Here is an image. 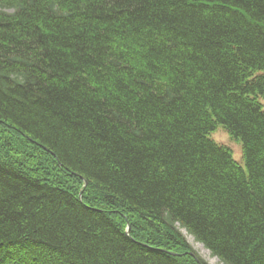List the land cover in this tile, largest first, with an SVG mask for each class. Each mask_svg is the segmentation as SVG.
<instances>
[{
    "label": "trees",
    "instance_id": "obj_1",
    "mask_svg": "<svg viewBox=\"0 0 264 264\" xmlns=\"http://www.w3.org/2000/svg\"><path fill=\"white\" fill-rule=\"evenodd\" d=\"M263 101L264 0H0V264H264Z\"/></svg>",
    "mask_w": 264,
    "mask_h": 264
},
{
    "label": "rangeland",
    "instance_id": "obj_2",
    "mask_svg": "<svg viewBox=\"0 0 264 264\" xmlns=\"http://www.w3.org/2000/svg\"><path fill=\"white\" fill-rule=\"evenodd\" d=\"M211 138L214 139L217 144L227 147L232 153L234 160L246 169L244 149L239 139L233 138L223 127H219L211 134ZM181 233L193 247L197 256H200L207 264H222L217 257L212 256L211 252L206 249L203 244L197 242L194 236L190 235L186 229H182Z\"/></svg>",
    "mask_w": 264,
    "mask_h": 264
},
{
    "label": "bare ground",
    "instance_id": "obj_3",
    "mask_svg": "<svg viewBox=\"0 0 264 264\" xmlns=\"http://www.w3.org/2000/svg\"><path fill=\"white\" fill-rule=\"evenodd\" d=\"M217 129H218V128H217ZM213 133H214V132H213ZM213 133H212V134H213ZM209 137H210V139H212V138H211V135H210ZM212 140H213L214 142H216L214 139H212ZM201 247H202V246H201ZM202 248H203V247H202Z\"/></svg>",
    "mask_w": 264,
    "mask_h": 264
}]
</instances>
